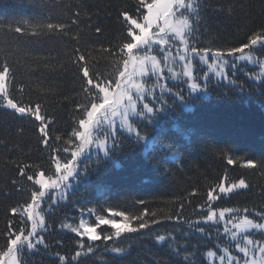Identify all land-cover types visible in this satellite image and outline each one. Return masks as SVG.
Here are the masks:
<instances>
[{
  "label": "trees",
  "instance_id": "16d2710c",
  "mask_svg": "<svg viewBox=\"0 0 264 264\" xmlns=\"http://www.w3.org/2000/svg\"><path fill=\"white\" fill-rule=\"evenodd\" d=\"M152 1L0 0V71L9 68L8 94L19 106L39 105L42 117L21 116L0 99V259L11 239L31 228L25 208L39 191V173L50 176L57 157L70 159L81 121L101 100L98 87L119 82L129 59L124 45L133 40L123 14L142 20ZM192 25L189 39L199 50L243 49L264 37V0H202ZM233 78L210 79L206 96L188 97L190 109L171 99L166 111L138 123V138L120 134L112 159H83L78 185L46 213L44 244L23 249L21 264H211L209 252L216 263L232 242L221 223L201 221L209 193L244 179L247 188L219 194L212 207L264 218V81ZM85 213L92 223L94 216L122 214L129 227H148L116 236L100 225L91 242L66 228Z\"/></svg>",
  "mask_w": 264,
  "mask_h": 264
},
{
  "label": "rangeland",
  "instance_id": "374dc122",
  "mask_svg": "<svg viewBox=\"0 0 264 264\" xmlns=\"http://www.w3.org/2000/svg\"><path fill=\"white\" fill-rule=\"evenodd\" d=\"M200 1L202 0H195L196 11H198ZM185 2L191 3L193 0H185ZM180 11L189 16L192 21V16L194 15L195 11L193 12L191 10L185 9H181ZM179 15L180 13L178 12L177 16ZM131 18L136 20L137 23H145L144 19L139 20L134 17ZM128 21L131 28L130 34L135 33V35H140L139 29L132 25L130 20ZM163 26L164 21L163 19H160L148 29L149 36L152 41L150 45L140 44L134 39L132 40L131 43L137 44V47L132 50V53H128L129 58L132 59L133 63L129 64L127 69L124 67L123 71L132 73L133 68H135V74H132L127 78L121 76L117 84L100 85L98 87L101 100L95 103V105L98 106L96 117L89 124L87 129H85L84 125L81 123V129L77 136L78 144L74 149L67 151V153L70 155V159L68 161H63L57 157L55 160L54 174L49 176L45 175L44 173H39L35 179V183L39 187V191L35 194L34 201L25 208V215L30 222L31 228L29 231L18 233L11 240L15 239L17 236H20L21 240H23L24 237H28L29 233H32L33 218H42L44 227H38L35 233L30 237L32 244L34 245V247L31 249H29L26 245L12 246L10 241V246L6 253L9 252L10 248L15 247L14 256L16 264H21V254L23 249H26L29 252H35L39 245L44 244L43 233L46 229V213L52 211V207L58 205V203L66 202L69 193H71L78 185L81 180L80 174H84L82 164L83 159L99 155L105 159H112L113 156L111 150L113 149V144L117 139H119L120 134H127L138 138L140 134L138 123L146 120L148 116H153L156 113H162L166 111L167 107L171 106V99L173 101H179V103L185 109L192 108V104L190 100H188V97L190 95L206 96L208 93L207 85L210 79L231 84L235 82L233 76L238 73H243L252 81H264V37L255 39L257 41L256 44L250 43L247 48L240 49L241 51H238L234 54H229L230 52L224 53L225 55L223 56V59H218L213 55V53L217 52L214 50L206 49L207 54H202L201 56L193 54L192 49L196 47H194L189 39L190 33L185 37L187 40V45H185L183 41L178 39L171 32H160V27ZM160 39L166 40V43L163 45L157 43V41ZM196 49L198 52H204V50H199L198 48ZM138 56L155 57V62L158 65L159 71L154 72L150 66L152 61L148 60L146 61L144 73L140 74V69L136 67V57ZM181 56L185 57L184 60H180ZM188 73H191V75H188ZM192 84H196L198 87L193 89L191 87ZM133 85H142V92L137 93ZM4 86L8 93L9 74L5 78ZM101 89H107L109 98V104L105 105L104 108H99V105L104 103V92H102ZM129 89L131 90L129 91ZM128 96H131L132 103L135 105V108L130 109L127 113L122 114L121 108L126 107L129 104ZM117 98H119V104L115 105V116H111L109 119L104 120L103 123L97 127L96 122L98 120H102L106 111L108 113L112 111L111 105H113V102L116 101ZM0 99L6 109L14 111L21 116L32 114L39 120L42 118L39 111L37 112L36 109L24 107L26 112L19 113L16 111V109L8 107L3 93H0ZM8 99L12 100L9 94ZM12 101L16 103L14 100ZM145 105L152 108L153 111L149 112L147 108L144 107ZM18 107L22 106L18 105ZM28 109H31V112H28ZM91 110L92 107L90 111ZM87 119L88 114L84 120ZM44 127L45 126L43 125L42 128ZM81 133H83L84 137H86L89 141L87 147L84 145V138H82ZM144 143L148 148H151L154 144L150 139H145ZM77 152L80 154L76 155ZM69 170H71L73 173L70 176L68 175ZM65 176L68 177L67 180L62 179ZM53 182H56V185L59 186H55ZM238 182L239 180L230 184L223 182L216 189L218 193H211L213 196H217L219 198V194H224L219 191L221 186L228 188L233 184H237ZM45 184H47L48 187H45ZM241 189L244 188H236L230 193ZM230 193L224 195H229ZM216 200L217 199L209 200V206L212 210L217 212V218L214 221L207 222L203 218L201 221L204 223L213 224L221 223L223 226L222 233L230 239L232 244L222 247L223 254L216 256V263H213V255L209 256V262L211 264H229V258H231V264H246V261L250 262L253 258H258L261 254L260 248L264 247V231L261 229H248L247 231L237 230L234 225L239 223L240 220L245 217V215H239V210L236 208L212 207ZM223 209H232L233 211H226L224 218L220 219L219 212ZM29 213L32 214L31 217ZM88 216L89 215L86 213L83 214L79 219L77 226L76 224L68 223L66 224V228L78 236L94 242L96 240H92L87 235L86 229H93L94 233L99 237L98 227L100 225H112L101 223L99 219L100 217L98 216H94L95 222L92 223ZM103 219L104 221L116 220L118 223H124V217L120 214H111V216L103 217ZM249 219L256 223H264V218L262 220H255L252 218ZM225 228L228 229L227 232L225 231ZM73 229H76L77 231L74 232ZM41 238L42 242H40ZM245 238L251 239L254 242V247L252 245H247ZM243 247H248L250 249L248 255H245V253L240 251V248ZM225 249H227V251H225ZM6 253L0 259V264H13L12 255H6ZM221 257L224 258L223 261L221 260Z\"/></svg>",
  "mask_w": 264,
  "mask_h": 264
},
{
  "label": "snow or ice",
  "instance_id": "6c2138e0",
  "mask_svg": "<svg viewBox=\"0 0 264 264\" xmlns=\"http://www.w3.org/2000/svg\"><path fill=\"white\" fill-rule=\"evenodd\" d=\"M143 2V0H142ZM146 9H147V14L143 17L145 23L144 24H140L137 23L136 20L132 19L131 17H129L127 15V13H124V17L128 20L131 21V24L134 25L137 29H139L140 31V35H135V33H131L132 38L139 42L140 44H144V45H150L152 43L151 38L149 36V32L148 29L157 21L160 19H163L164 21V26L160 27V32L164 33V32H171L172 34H174L178 39H180L181 41L184 42L185 45H187V40L185 39L186 35L189 34L192 30V21L190 19L189 16L185 15L184 12H181V9H185V10H191V11H196V5H195V0H193V2L191 3H186L185 0H153L152 3H146ZM180 13L179 16H177V13ZM43 27V26H42ZM46 27L48 29H52L54 26L52 24H48L46 25ZM57 27H61V26H57ZM16 31L20 32L21 29L17 28ZM97 31H99V29H97ZM157 43L163 45L166 43V40L164 39H160L159 41H157ZM252 44H256L257 41L255 39H253L251 41ZM137 47V44L134 43H127L124 45V48L127 49L128 53L131 54L132 50L134 48ZM245 48L248 47V45L244 46ZM238 51H241L240 49H231L229 54H234ZM192 53L197 55V56H201L206 55L207 54V50H204L203 53L198 52L196 48L192 49ZM214 56H216L218 59H223V56L225 55L222 52H215L213 53ZM184 56L180 57V60H184ZM79 59L83 60V56L79 57ZM151 60V68L154 72H158L159 68L158 65L155 62V57H136V67H138L140 69V74L144 73L145 70V66H146V61ZM133 63L132 59H125L124 60V64L125 67L127 69V66L129 64ZM135 68H133L132 73H128L127 71H122L120 72V75L122 77H129L132 74H135ZM9 74V68L7 65H5L3 67V70L0 71V93L4 94L5 100L7 101V105L8 107L12 108V109H16V111H18L19 113H25L26 109L24 107H18V105L16 103H14L12 100L8 99V93L5 89L4 86V81L5 78L8 76ZM83 75L85 77H87L89 75L88 73V69L84 68L83 69ZM188 75H191V73H188ZM89 83H91V81H89ZM133 87L136 89L137 93H141L143 90V86L142 85H133ZM191 87L193 89L197 88L198 86L196 84H192ZM131 89H129L130 91ZM102 92H104V103L99 105V108H104L105 105L109 104V98H108V92L107 89H101ZM128 101L129 104L126 107H122L121 108V113H127L130 109H134L135 105L132 103V98L131 96H128ZM119 104V98H117L116 101L113 102V105H111L112 107V111L110 113H108L106 111V113L104 114L102 120H98L96 122V126L99 127V125L101 123H103L104 120L109 119L111 116H115L116 112H115V105ZM144 107L147 108V110L149 112H152L153 109L150 107H147V105H145ZM28 112H31V109L27 110ZM36 111H39V105H37ZM98 111V106L93 104L92 105V110L88 112V119L87 120H83L81 123L84 125L85 129L88 128L89 124L93 121V119L96 117ZM42 119V118H41ZM41 131H43V129H41ZM82 138H84V145L85 147H87L89 141L87 140L86 137H84V134L81 133ZM80 153L77 152L76 155H79ZM249 166H252L251 164ZM72 171L69 170L68 175H72ZM63 180H67L68 177L65 176L62 178ZM53 184L55 186H59L56 185V182H53ZM45 187H48L47 184L44 185ZM248 185L245 183V181L243 179L239 180V182L237 184H233L231 187L225 188L223 186H221L219 188V191L221 193L227 194L232 192L234 189L236 188H247ZM218 199L217 196H213L212 193H209V200H215ZM13 211H15V209H13ZM226 211H233L232 209H223L219 212V218L223 219L225 212ZM30 217L32 216L31 213H29ZM122 215V214H121ZM166 220H172L173 216L172 215H165L164 217ZM217 218V212L215 210H212L211 207L209 206V213L207 216L204 217V220L207 221H214ZM100 222L101 223H107L112 225L115 228V235L119 236L122 232H136L139 229H144L146 227H148L146 222H142L139 224V229L137 228H132L128 226V217H124V223H118L116 220H111V221H104L103 217H100ZM176 219L179 220V216H176ZM158 221H154V223H157ZM43 228L44 227V222L42 218H33L32 219V233H29L28 237H24L23 240H21L20 236H17L15 239L11 240V245L12 246H23L26 245L29 249L33 248L34 245L32 244V241L30 239V237L35 233L37 228ZM234 227L239 230V231H247L248 229H261L262 231H264V223H256L253 220L249 219L247 216L243 217L239 223L235 224ZM73 231H77L76 229H73ZM199 231L203 232L204 229L201 228L199 229ZM225 231L227 232L228 229L225 228ZM86 233L87 235L92 239V240H97L99 239V237L94 233V230L91 228L86 229ZM235 235V234H234ZM109 237H105V239H108ZM165 235H158L156 236V239L158 241H164L165 240ZM247 241V245H252L254 247V242L251 239H247L245 238ZM40 242H42V238L40 239ZM239 247V246H238ZM249 248L248 247H243L240 248V251L245 253V255H248L249 253ZM225 251H227V249H225ZM14 252H15V247L10 248L9 252L6 253V255H12L13 258V264H16L15 261V256H14ZM88 252H92V248L89 247L88 248ZM260 256L258 258H253L250 262L246 261V264H264V247L260 248ZM209 256H212L213 253L209 252L208 253ZM188 257L186 256L185 259H187ZM223 257H221V260L223 261ZM229 264H231V258H229Z\"/></svg>",
  "mask_w": 264,
  "mask_h": 264
}]
</instances>
